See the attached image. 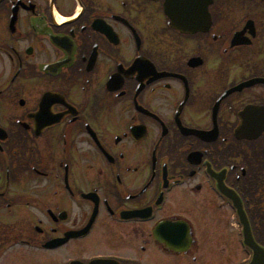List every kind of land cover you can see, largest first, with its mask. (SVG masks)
Masks as SVG:
<instances>
[{
	"label": "flooded vegetation",
	"instance_id": "flooded-vegetation-1",
	"mask_svg": "<svg viewBox=\"0 0 264 264\" xmlns=\"http://www.w3.org/2000/svg\"><path fill=\"white\" fill-rule=\"evenodd\" d=\"M245 226L264 0H0V264H245Z\"/></svg>",
	"mask_w": 264,
	"mask_h": 264
},
{
	"label": "water",
	"instance_id": "water-1",
	"mask_svg": "<svg viewBox=\"0 0 264 264\" xmlns=\"http://www.w3.org/2000/svg\"><path fill=\"white\" fill-rule=\"evenodd\" d=\"M245 239L244 243L252 250V257L246 264H264V248L259 246L251 237L249 227L245 226ZM71 264H74L71 263Z\"/></svg>",
	"mask_w": 264,
	"mask_h": 264
},
{
	"label": "rangeland",
	"instance_id": "rangeland-1",
	"mask_svg": "<svg viewBox=\"0 0 264 264\" xmlns=\"http://www.w3.org/2000/svg\"><path fill=\"white\" fill-rule=\"evenodd\" d=\"M245 255H246V253H243L241 250H240V253H239V255L236 257L237 258V262H242V260L244 259V257H245ZM9 259H11V256H10V258Z\"/></svg>",
	"mask_w": 264,
	"mask_h": 264
}]
</instances>
